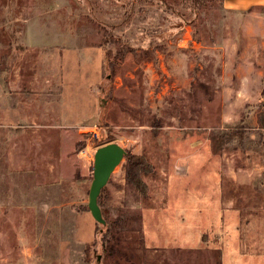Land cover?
I'll list each match as a JSON object with an SVG mask.
<instances>
[{
	"label": "rangeland",
	"instance_id": "obj_1",
	"mask_svg": "<svg viewBox=\"0 0 264 264\" xmlns=\"http://www.w3.org/2000/svg\"><path fill=\"white\" fill-rule=\"evenodd\" d=\"M209 8L184 0H0L2 264H221L211 236L200 247L153 252L142 233L122 231L103 250L105 225L87 202L94 153L108 143L147 166L141 192L126 185L124 158L114 169L100 201L109 220L134 218L142 197L169 189L157 166L183 159L184 190L199 191L203 176L216 175L224 200L252 223L243 224L246 240L264 234V6L215 0ZM112 36L146 46L130 52ZM26 40L63 54L59 87L11 89ZM129 225L139 228L137 220Z\"/></svg>",
	"mask_w": 264,
	"mask_h": 264
},
{
	"label": "crops",
	"instance_id": "obj_2",
	"mask_svg": "<svg viewBox=\"0 0 264 264\" xmlns=\"http://www.w3.org/2000/svg\"><path fill=\"white\" fill-rule=\"evenodd\" d=\"M224 3L228 8H237L238 4L246 6L247 3L264 6V0H224ZM26 41V49L11 68V89L17 91L26 88L48 93L59 87L63 54L48 42L34 45ZM182 161L167 160L164 166L158 165L155 170V174L164 175L169 189L162 192L155 189L147 196L151 207L141 208L145 247L153 249V252L169 248L188 249L195 245L200 247L205 236H211L218 244L221 264H264V234L259 231V239L246 240L243 224L250 226L252 223H245L246 219L242 218L240 211L230 201L224 200L219 190V177L205 175L200 181L199 191L184 190L181 184ZM171 167L178 170L172 173ZM189 221L190 226H187Z\"/></svg>",
	"mask_w": 264,
	"mask_h": 264
},
{
	"label": "trees",
	"instance_id": "obj_3",
	"mask_svg": "<svg viewBox=\"0 0 264 264\" xmlns=\"http://www.w3.org/2000/svg\"><path fill=\"white\" fill-rule=\"evenodd\" d=\"M185 3H188L190 5V7H194L197 8L196 10L199 9V11L203 10L202 12L205 13L208 9H210V3L213 1L215 2V0H184ZM224 0H216V2H218V4L220 6H222ZM114 38H112L113 44L117 43L120 44L121 39L119 37H115L112 36ZM123 45L126 46L127 50L130 52H135L137 49H144V47L146 46V44L142 43V42H135L133 41L131 38H128L126 40H124L122 42ZM121 49H124L123 46H121ZM111 52L108 51L107 52V58L108 60H110V56H111ZM228 138V135L225 134V136L220 138V144L216 145L214 143L211 144L210 146V150L213 154L217 153L219 151V149L221 148L222 144L226 141V139ZM125 182L127 186H131L134 191L136 192H141L143 189L142 186V179L144 178V170L147 168V166L145 165V163L143 162L142 158L137 157V156H133L131 154H129L128 152H126L125 156ZM104 195V190L102 189L100 192V195L98 197V206L101 210V214L103 219L105 220V230L101 232L100 234V238H99V242L101 244V247L103 248V250H109L110 251V246H109V242H110V235L114 234H118L121 233L122 231H138L140 233H142V227H141V211L140 209H136L134 210V218L131 217H127L126 214L123 212H121L114 220H109L106 216L107 212L106 210L102 209V205H101V198ZM149 198L144 196L141 198V207L140 208H144V207H151L152 204H150L149 202ZM133 219V220H137L139 222V228L138 230H135L132 225H129V221ZM116 226H118V228H116ZM113 235V239H117L116 236ZM109 248V249H108Z\"/></svg>",
	"mask_w": 264,
	"mask_h": 264
},
{
	"label": "water",
	"instance_id": "obj_4",
	"mask_svg": "<svg viewBox=\"0 0 264 264\" xmlns=\"http://www.w3.org/2000/svg\"><path fill=\"white\" fill-rule=\"evenodd\" d=\"M126 151L116 143H108L96 149L93 157L92 181L88 192L87 209L95 222L105 225L98 197L114 169L121 163Z\"/></svg>",
	"mask_w": 264,
	"mask_h": 264
}]
</instances>
